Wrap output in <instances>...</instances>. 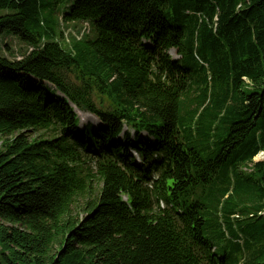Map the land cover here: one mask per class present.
<instances>
[{
  "label": "trees",
  "instance_id": "1",
  "mask_svg": "<svg viewBox=\"0 0 264 264\" xmlns=\"http://www.w3.org/2000/svg\"><path fill=\"white\" fill-rule=\"evenodd\" d=\"M5 30L0 264H264V0H0Z\"/></svg>",
  "mask_w": 264,
  "mask_h": 264
},
{
  "label": "rangeland",
  "instance_id": "2",
  "mask_svg": "<svg viewBox=\"0 0 264 264\" xmlns=\"http://www.w3.org/2000/svg\"><path fill=\"white\" fill-rule=\"evenodd\" d=\"M83 26V22L80 20H74L65 22L61 25L60 21H58V14H56L53 17H50L46 21V27L48 29H54L56 33H58L60 30H63L64 35L71 33V31H76L77 29H80ZM78 33V32H76ZM69 38V36H68ZM30 47L26 42H23L20 38L16 37L15 35L11 34L7 30L3 32L0 38V50L2 51V54L5 56L11 58V59H19L22 57V55L28 50ZM32 48L29 49V51ZM170 55L175 57L174 50L169 51ZM70 79L73 81H76L73 75L70 74ZM98 103V100L96 101ZM77 111V110H76ZM78 117L80 119V126L82 124H85L86 122H90L94 128H96L99 125V122L97 119L92 116L91 114H88L84 111H77ZM144 135V133H142ZM255 161H261L264 160V152H260L254 157ZM218 254L221 255L222 253L218 251Z\"/></svg>",
  "mask_w": 264,
  "mask_h": 264
}]
</instances>
